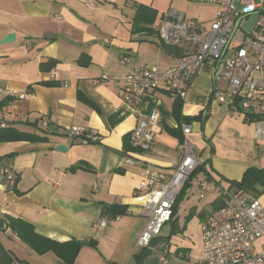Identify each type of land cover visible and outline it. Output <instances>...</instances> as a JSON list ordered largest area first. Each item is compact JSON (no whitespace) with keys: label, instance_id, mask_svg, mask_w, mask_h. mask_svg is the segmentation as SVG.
I'll use <instances>...</instances> for the list:
<instances>
[{"label":"crops","instance_id":"crops-1","mask_svg":"<svg viewBox=\"0 0 264 264\" xmlns=\"http://www.w3.org/2000/svg\"><path fill=\"white\" fill-rule=\"evenodd\" d=\"M121 1L150 7L157 12L155 21L165 11L153 6L157 0H100L98 5L92 0H0V124H5L0 129L45 138L0 141V217L20 219L52 241L79 242L72 264H128L135 257L146 224L143 198L135 193L140 172L142 167L168 172L177 167L181 125L191 127L187 139L201 161L189 187L194 182L199 188L205 180L217 192L218 186L238 192L226 182H241L251 168L264 171V141L255 140L254 125L236 110L216 102L215 89L224 84L209 66L201 68L185 101L160 90L128 105L112 83H95L103 74L123 78L134 67H166L172 61L154 34L134 28V14L118 21L115 12L122 9L113 5ZM11 33L14 42L1 44ZM81 56L88 65L77 64ZM122 57L128 64L119 63ZM152 111L160 117L153 127L154 148L133 151L129 134ZM76 127L95 133L98 141L68 139ZM57 145L66 152L55 151ZM129 157L140 167L126 165ZM6 167L16 174L14 182L5 180ZM239 192L264 206V185ZM211 207L205 217V210L190 207V214L200 218L197 248L174 244L189 250L193 260L201 257L200 226L216 205ZM101 220L106 226L94 233L91 226ZM0 242L16 258L13 264H67L53 252L35 253L7 228Z\"/></svg>","mask_w":264,"mask_h":264},{"label":"built area","instance_id":"built-area-1","mask_svg":"<svg viewBox=\"0 0 264 264\" xmlns=\"http://www.w3.org/2000/svg\"><path fill=\"white\" fill-rule=\"evenodd\" d=\"M99 1L92 0V5H98ZM189 1L213 5L218 10L208 24L187 19L185 13L175 9H168L158 17L150 29L161 44L177 52L171 55L169 66L134 67L123 78L103 74L95 83H112L128 105L160 90L185 101L201 68L207 65L213 70L214 78L224 84V88L215 89L216 102L236 110L245 122L254 125L255 140L264 141V0L259 4L253 0ZM250 16L257 17L252 31L241 40L236 39L241 22ZM53 18L61 20L58 15ZM128 62L127 57L119 59L121 65ZM159 118L152 111L131 131L128 142L133 151L141 153L154 148L153 127ZM180 128L182 142L177 167L170 172L142 167L139 175L135 193L143 198L146 217L137 241L141 249L148 248L171 221L179 195L188 190L191 178L201 167L198 150L187 139L191 127ZM67 138L77 139L81 144L98 141L97 135L92 132L88 135L84 127L70 129ZM125 164L140 167L141 162L129 157ZM3 176L7 182L16 180L9 167L3 168ZM207 186V181H200V190ZM218 194V204L200 226L201 257L193 260L189 250L177 249L174 252L180 259L177 264H264V206L250 195L222 186H218ZM105 226L106 221L101 220L91 227L94 233H99Z\"/></svg>","mask_w":264,"mask_h":264},{"label":"rangeland","instance_id":"rangeland-1","mask_svg":"<svg viewBox=\"0 0 264 264\" xmlns=\"http://www.w3.org/2000/svg\"><path fill=\"white\" fill-rule=\"evenodd\" d=\"M127 2L128 1H121L113 5L122 9L121 11L117 10L115 12L118 21H129L134 14V9H132ZM253 2L254 4H259L260 0H253ZM153 6H156L159 10L165 11L168 9H175L185 13L187 19H196L198 22L205 24L213 20L217 10L216 6L193 3L189 0H157V2H154ZM256 18V16H250L248 19L241 22L240 29L236 34V39L241 40L244 34H248L252 31L256 23ZM221 86L223 87L222 84ZM218 197V192L215 191L211 185L205 190H200L193 182L192 186L184 192L182 199L177 204V209L172 220L164 225L160 235L151 242L148 248L141 249L138 247L134 249L135 257H131L128 264H163L164 261H168L170 264L179 263V257L174 254L177 249L174 247V244L182 242L185 246L197 248L199 242L197 223L199 217L197 215L198 218L191 215L187 220V216L190 214V207L194 206L197 210H205V213H207L203 214L205 217L212 208L211 204ZM180 230L183 231V234H177Z\"/></svg>","mask_w":264,"mask_h":264},{"label":"trees","instance_id":"trees-1","mask_svg":"<svg viewBox=\"0 0 264 264\" xmlns=\"http://www.w3.org/2000/svg\"><path fill=\"white\" fill-rule=\"evenodd\" d=\"M131 8L134 9V16L132 18V21L134 22V28L148 30L152 34H154L151 29L147 28V26H150L154 23L157 17V12L144 5L132 4ZM160 47L167 54H177L174 48L167 47L161 43ZM76 62L78 65H88V61L84 56H81ZM43 140H45L44 137H39L37 135L29 133H21L12 128L0 129V141L36 142ZM200 169H198L197 172ZM256 183L264 185V171L255 168L247 170L243 176V179L239 183L226 182L229 188L233 187L238 192L240 190H250ZM183 194L184 191L179 195L176 201L173 210V216L176 212L177 204L182 199ZM213 204H218V198L214 200L212 205ZM190 216L191 214L187 216V220L190 218ZM6 228L9 229L21 242L26 244L35 253L42 255L47 252H53L67 264L73 263L80 248V243L77 241H69L65 243L52 241L50 239L37 235L30 224L20 219H15L9 216L0 217V232H3ZM15 261L16 258L14 257V255L11 252L7 251L0 242V264H13L15 263Z\"/></svg>","mask_w":264,"mask_h":264},{"label":"water","instance_id":"water-1","mask_svg":"<svg viewBox=\"0 0 264 264\" xmlns=\"http://www.w3.org/2000/svg\"><path fill=\"white\" fill-rule=\"evenodd\" d=\"M238 23H239V21L236 23L235 29L237 28ZM14 40H15V35H14L13 33H11V34L7 35V36L2 40L1 44L11 43V42H14ZM66 150H67V148H66L64 145H57V146L55 147V151H57V152L64 153V152H66ZM83 244H85V243H83Z\"/></svg>","mask_w":264,"mask_h":264}]
</instances>
